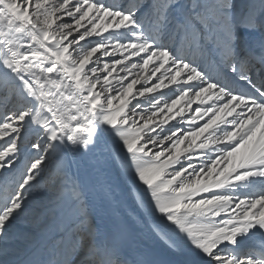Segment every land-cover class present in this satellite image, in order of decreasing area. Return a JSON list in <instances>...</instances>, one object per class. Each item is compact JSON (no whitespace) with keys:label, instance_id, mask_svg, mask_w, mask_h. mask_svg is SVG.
<instances>
[{"label":"snow or ice","instance_id":"obj_1","mask_svg":"<svg viewBox=\"0 0 264 264\" xmlns=\"http://www.w3.org/2000/svg\"><path fill=\"white\" fill-rule=\"evenodd\" d=\"M132 188L172 253L264 264V0H0V264H151Z\"/></svg>","mask_w":264,"mask_h":264},{"label":"bare ground","instance_id":"obj_2","mask_svg":"<svg viewBox=\"0 0 264 264\" xmlns=\"http://www.w3.org/2000/svg\"><path fill=\"white\" fill-rule=\"evenodd\" d=\"M125 35L126 33L123 30H120L118 38L123 39ZM167 91V89L163 90L164 93H167ZM165 99H167V97ZM197 103H199V101L192 102L193 105ZM183 106L184 102L181 101L179 107ZM191 108L192 105H189L188 109ZM104 139H106V137ZM182 147H186V145H182ZM144 166L152 167L154 166V162L150 158L146 159L144 161ZM166 178L168 177H165V179ZM113 180H115L120 185V187L117 188V192H119L121 189L127 190V188L130 187L128 179L125 175H117L116 173H113ZM161 188H163V185H161ZM239 191L243 193L248 191V189L241 188ZM157 195L163 201L167 198L168 192L167 190L158 191ZM142 196V190L138 191L136 188H132L130 197L126 199L118 209L122 216L126 217L131 224V229L129 232L130 247L142 251L146 258L151 261V264H201L200 255L191 248H185L180 254L172 253L165 248L164 244L155 235L149 232L147 226L144 223V220L147 219V217L143 204H141ZM115 211H117V209H115L114 206L109 203V201L103 198L97 199L94 209L97 223L102 226L108 225L113 218ZM192 223L195 225L197 220L192 219ZM259 239H261L259 236H253L251 239L245 238L241 241L240 246L241 248L251 246ZM156 248H159L163 256ZM154 249L159 252L160 262H154L151 259V253ZM163 257L167 262H165Z\"/></svg>","mask_w":264,"mask_h":264},{"label":"rangeland","instance_id":"obj_3","mask_svg":"<svg viewBox=\"0 0 264 264\" xmlns=\"http://www.w3.org/2000/svg\"><path fill=\"white\" fill-rule=\"evenodd\" d=\"M161 254H162V252L159 250V248H156ZM158 251H156L155 249L152 251V253H151V259L154 261V262H160V256H159V252ZM162 256H163V254H162ZM164 258V257H163ZM164 260H165V258H164ZM165 262H167L166 260H165Z\"/></svg>","mask_w":264,"mask_h":264}]
</instances>
